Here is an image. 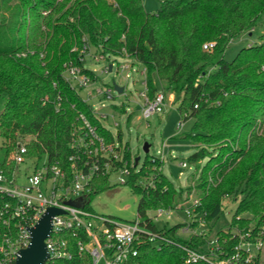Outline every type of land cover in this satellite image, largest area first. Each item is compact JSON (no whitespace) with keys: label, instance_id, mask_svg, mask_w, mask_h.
Masks as SVG:
<instances>
[{"label":"trees","instance_id":"16d2710c","mask_svg":"<svg viewBox=\"0 0 264 264\" xmlns=\"http://www.w3.org/2000/svg\"><path fill=\"white\" fill-rule=\"evenodd\" d=\"M259 26V43L226 61L232 40ZM206 43L215 45L205 50ZM85 47L105 57L141 53L149 97L159 91L166 98L175 94L182 120L194 119L192 131L183 135L197 147L188 158L199 171L193 187L177 189L157 157L147 156L141 168H134L126 146L131 169L126 185L140 196L138 215L174 208L195 189L201 200L196 211L206 213L210 228L205 236H181V224L159 228L150 223V228L199 247L211 236L224 200L231 198L237 202L231 225L216 234L225 256L239 243L236 229L256 235L264 226V0H164L156 13L147 12L142 0H0V100L6 99L0 114V171L14 170L12 156L26 136L32 137L31 152L47 154L66 168L81 114L107 142L114 141L65 79L69 64L84 67ZM83 70L95 80L93 71ZM108 184L109 176L99 177L88 197ZM5 201L0 195V208ZM65 237L74 258L46 264H92L88 255L78 254L80 237L72 232ZM129 262L185 264V252L172 244L158 250L142 239L137 258ZM250 264H264L263 251Z\"/></svg>","mask_w":264,"mask_h":264},{"label":"built area","instance_id":"2783aa9c","mask_svg":"<svg viewBox=\"0 0 264 264\" xmlns=\"http://www.w3.org/2000/svg\"><path fill=\"white\" fill-rule=\"evenodd\" d=\"M214 45L206 43L203 47L208 50ZM90 50L85 47L84 56L80 58L83 63ZM93 58L100 61L105 56L97 54ZM84 67L69 64L65 79L72 88L80 91V94L87 90L88 97H94L90 86L97 81L84 72ZM129 68L130 65L122 66L123 70ZM143 85L142 114L144 119H149L163 112L169 105L162 91L151 99L146 82ZM111 93L110 89L106 93L96 91V95L105 94L108 97H112ZM197 107L196 105L195 108ZM93 114L97 118L95 111ZM80 119L82 125L76 127L71 134V154L66 168L57 161H51L47 154L38 156L31 152L29 141L18 142L12 156L14 170L0 171V195L6 198L0 208V264L15 263L20 251L31 244V229L49 208L60 209L63 214L55 215L51 220V232L45 240L49 253L47 262L70 261L74 258L71 242L65 237L69 232L80 237L76 243L78 254L88 255L92 264H133L129 261H135L137 258L138 246L142 239L148 240L158 250L164 245H176L185 252V264H250L263 251L264 226L256 235H253L251 229L245 233L236 229L239 243L233 247L231 254L226 256L221 240L216 234L211 233L203 245L192 248L175 242L163 231L150 228V223L157 226V222L162 223L164 220L168 222L173 214L181 211L190 220L178 223L182 225L179 235L205 236L210 229L205 221L206 213L199 214L196 211L201 205L199 197L185 198L171 209L159 208L148 211L145 217L139 216L134 222H122L90 211L87 199L96 180L101 176L110 177L111 174H118V182L126 185L131 169L125 160L126 146H123L122 141L114 137L113 142H107L99 134L97 126L84 114L80 115ZM27 163L30 170L24 175V183L19 184V167ZM133 163L135 159L132 157L131 166L137 168L138 165L135 166ZM181 166L185 168L188 164L182 162ZM149 186H153V182H150ZM150 212L151 216L148 215ZM194 223H197V226L194 227ZM204 226L208 227V230Z\"/></svg>","mask_w":264,"mask_h":264},{"label":"rangeland","instance_id":"374dc122","mask_svg":"<svg viewBox=\"0 0 264 264\" xmlns=\"http://www.w3.org/2000/svg\"><path fill=\"white\" fill-rule=\"evenodd\" d=\"M163 1L142 0V3L147 12L156 13ZM262 32L263 27L259 26L252 33L241 35L232 40L224 53V59L230 62L242 48L259 43ZM90 54L85 57L84 66L96 72L94 74L97 82L90 86V90L95 96L88 97L87 90L82 91L81 96L96 112L101 125L108 129L116 140L121 134L123 146L128 145L132 157L139 159L138 169L141 168L147 156L157 157L163 161V173L177 189L185 190L188 186L193 187L199 171H196L195 165L188 162V158L197 150V147L190 140L183 138V135L192 131L194 119L182 120L178 110L180 102L176 95H168L167 103L169 106L163 112L157 113L149 119H144L142 114L144 99L141 92L144 90L145 67L139 61L142 54L139 53L136 58L111 55L100 61L93 58L97 55L94 48H91ZM110 65H112V71L109 70ZM127 65H130V68L123 70L122 66ZM114 83L124 87L125 93L118 94L114 90ZM109 89L112 91V97L105 94L96 95L97 90L106 93ZM5 103L6 99L2 98L0 100V114L4 111ZM31 140V136H26L20 142ZM144 143L150 145L148 154L143 150ZM2 144L3 139L0 136V146ZM207 161L208 158L204 159L200 165L204 166ZM182 162H186L188 166L183 168ZM19 170L18 182L23 184L24 175L30 170L29 163L20 165ZM192 196L199 197V193L193 189L186 198L190 199ZM87 202L90 211L104 217L122 222H134L139 219L140 196L134 194L128 185L120 184L118 174H111L108 186L88 198ZM223 203L222 214L213 222L212 235L231 225L237 202L232 201L231 198H226ZM151 214L150 212L148 215L151 216ZM189 220L190 218L185 213L179 211L173 214L168 222L165 220L162 223L157 222V226L159 228H162L163 225L169 227ZM165 222L166 224H164ZM204 228L208 230V227L204 226Z\"/></svg>","mask_w":264,"mask_h":264},{"label":"water","instance_id":"95a60500","mask_svg":"<svg viewBox=\"0 0 264 264\" xmlns=\"http://www.w3.org/2000/svg\"><path fill=\"white\" fill-rule=\"evenodd\" d=\"M112 71V65L109 66ZM114 90L118 94H123L124 87L114 83ZM150 145L144 143L143 150L146 154L149 153ZM139 163V159H135V166ZM63 214V211L57 208H49L42 216L40 221L34 228L31 229L32 240L31 244L20 251V254L14 264H45L49 258V253L45 244L46 238L51 232V220L53 216Z\"/></svg>","mask_w":264,"mask_h":264}]
</instances>
